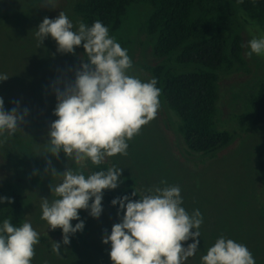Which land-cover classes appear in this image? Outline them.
Returning <instances> with one entry per match:
<instances>
[{
	"label": "rangeland",
	"instance_id": "1",
	"mask_svg": "<svg viewBox=\"0 0 264 264\" xmlns=\"http://www.w3.org/2000/svg\"><path fill=\"white\" fill-rule=\"evenodd\" d=\"M81 1L55 0L56 8H52L43 6L44 0H0V74L9 77L0 82V97L7 111L16 107V102L21 112L28 110L21 130L6 140L0 137L4 141L0 143V191L16 192L25 201L22 221L30 222L40 237L32 264H112L111 244H104L103 237L105 229L110 235L113 224L121 222L123 215L109 208L104 199L99 219L82 210L84 230L72 235L66 246L62 244V229L51 230L41 219V198L55 199L49 185L61 182V177L45 174L46 161L50 159L58 171L69 166L79 168L63 152L59 160L41 153L46 149L51 122L57 119L53 115L57 103L53 85L58 79H74V71L84 57L80 47L75 54L59 53L50 35L39 43L35 29L46 16L55 19L60 11L78 26L80 19L73 10ZM151 14V6L133 5L121 30L111 34L133 61L129 74L143 81L152 79L144 66L155 67L162 62L154 58L146 33ZM239 17L244 65L220 75L218 101L221 128L233 135V144L211 156L192 153L181 137L179 118L160 96L156 117L127 141V155L117 154L103 162L107 167L123 169L114 191L127 179L136 180L140 194L150 187H164L160 181L166 180L168 185L180 187L182 207L190 215L199 209L203 215L200 245L185 264H201L202 255L221 235L246 245L256 264H264V182L258 170L264 126H254L251 121L242 126L238 120L250 113L249 99L264 82V55L247 54V42L264 36V28L243 11H239ZM168 68L192 71L194 66L168 64ZM84 165V173H91L88 161ZM54 241L62 244L59 255L52 251Z\"/></svg>",
	"mask_w": 264,
	"mask_h": 264
},
{
	"label": "clouds",
	"instance_id": "2",
	"mask_svg": "<svg viewBox=\"0 0 264 264\" xmlns=\"http://www.w3.org/2000/svg\"><path fill=\"white\" fill-rule=\"evenodd\" d=\"M43 6L56 8L55 0H44ZM51 36L57 43V51L75 54L82 46V63L74 71V79H58L53 85L56 106L51 122L44 153L57 160L61 152L79 166H69L58 171L52 161H46L45 174L61 177L58 184H50L56 198H41V219L49 229H62V244L69 245L70 237L82 232L85 227L80 210L99 219L103 212L104 190H115L120 183L123 169L110 166L85 174L84 162L91 161L99 166L107 157L127 155L128 140L139 133L142 126L152 121L160 107L161 89L157 80L143 81L129 74L133 61L128 50L109 34V29L100 20L91 26L78 22L74 26L64 11L55 19L47 16L35 29L39 43ZM244 46V45H242ZM253 54L264 55V36L253 37L247 42ZM9 77L0 74V82ZM16 107L5 110L0 97V137H10L21 130L28 110ZM4 141H0L3 143ZM154 186L138 195L114 198L113 206L119 205L121 222L112 226L111 234L103 237L104 244H111L109 252L112 264H185L193 257L200 245L199 231L203 215L196 209L191 215L182 207L183 199L178 185ZM13 201L0 196V203ZM79 221L72 225V221ZM193 229L195 231H193ZM39 233L28 221L19 226L4 219L0 226V264H32ZM189 240L194 242L187 243ZM54 241L52 251L59 255L62 247ZM201 264H256L248 247L221 235L214 245L201 257Z\"/></svg>",
	"mask_w": 264,
	"mask_h": 264
},
{
	"label": "trees",
	"instance_id": "3",
	"mask_svg": "<svg viewBox=\"0 0 264 264\" xmlns=\"http://www.w3.org/2000/svg\"><path fill=\"white\" fill-rule=\"evenodd\" d=\"M149 5L152 14L146 23L154 58L162 61L155 67L144 69L157 80L160 96L180 120L179 131L188 149L194 154L215 155L233 144V135L221 128L219 100L220 75L244 65L243 26L239 11L264 28V0H83L74 6V13L86 25L100 20L115 34L123 26L129 8ZM84 59V49L80 46ZM168 64L194 66L192 71L170 69ZM250 113L238 117L242 126L249 121L264 126V82L249 99ZM92 172L107 170L88 161ZM258 170L264 182V150L259 154ZM135 179L121 182L117 191L104 190L103 199L114 212L119 205L111 201L128 195L132 199L137 191ZM12 203H0V226L4 219L14 225L22 222L25 209L23 197L0 191ZM80 217L84 219L83 211ZM76 224L79 221L73 220ZM187 243H191L189 240ZM69 264H83L72 261Z\"/></svg>",
	"mask_w": 264,
	"mask_h": 264
}]
</instances>
